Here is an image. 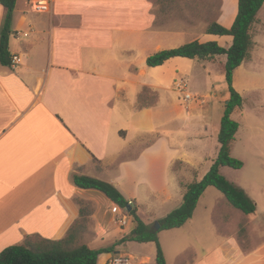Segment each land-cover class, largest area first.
Instances as JSON below:
<instances>
[{"label":"crops","instance_id":"1","mask_svg":"<svg viewBox=\"0 0 264 264\" xmlns=\"http://www.w3.org/2000/svg\"><path fill=\"white\" fill-rule=\"evenodd\" d=\"M238 3L54 0L51 11L37 13L29 0H17L9 47L12 56L18 55L21 61L17 67L0 62V252L32 238L65 237L80 217L77 199L91 202L100 211L93 212L95 224L90 225L89 232L93 229L94 233L83 243L96 249L109 247L131 231L132 226L128 230L119 226L109 210L101 211L115 202L95 194L98 190L78 187L73 181L75 173L112 182L137 203L139 215L147 224L163 217L158 215L156 203H172V208L182 204L188 185L201 179L214 159L208 158L210 165L201 175L198 163L189 156L188 143L183 152L182 145L161 129L165 124L155 127L153 116L161 106L160 98L156 105L138 106L143 88H164L163 81L149 76L151 67H163L172 58L159 66L139 68L132 56L138 52L136 44L141 35L146 48L154 45L151 50L157 52L180 46L171 43L187 34L192 36L189 42L216 40L229 47L232 35L208 33L207 27L217 22L230 28L238 14ZM6 12L0 3L1 38ZM250 33L253 45L233 76L236 87V72L245 66L249 74L243 75V89L236 87L244 102L233 111L241 118L235 119L240 126L231 146V154L244 165L231 167L226 177L247 192L257 210L246 214L220 196L216 203L219 210L214 205L202 213L201 205L207 206L206 193L216 194V187H208L193 217L183 226L169 229L175 237L193 231L198 241L192 246L203 248L210 241L208 251L191 260L182 258L187 246L177 247L173 253L177 264H264V4ZM225 56L193 60L206 69L216 64L223 69ZM229 96L228 89L223 100ZM193 120L188 117L186 123ZM203 123L199 128L208 131L209 122ZM214 130L204 133V139H218L219 132ZM154 131H158L156 138L141 147L142 139ZM206 146L203 143L196 152L201 164L205 163L201 159L207 161ZM177 160L183 163L175 169ZM186 167L198 175L184 176ZM225 167H221L223 174ZM143 213L150 218L146 220ZM243 219L247 222L242 231L246 245L236 234ZM132 242L136 241L101 253L98 264H116L117 256L128 253ZM151 243L155 244L150 241L143 245ZM130 252L139 263L146 259L155 264V247L153 256L145 252L139 257ZM164 252L167 264H171L166 248Z\"/></svg>","mask_w":264,"mask_h":264},{"label":"trees","instance_id":"2","mask_svg":"<svg viewBox=\"0 0 264 264\" xmlns=\"http://www.w3.org/2000/svg\"><path fill=\"white\" fill-rule=\"evenodd\" d=\"M6 8V16L1 29L0 62L3 65L12 64V54L9 47V37L12 29L13 14L17 0H0ZM264 0H239L238 14L233 25L228 28L217 22L207 27L208 33L218 35H232L233 42L229 47L222 46L218 41L201 42L193 40L180 46L160 50L147 58L148 66H159L173 57L210 58L216 55H226L227 60L223 65L230 96L225 102V111L221 118L218 134L220 144L218 154L208 172L199 180L190 183L184 194L182 204L159 219L160 229L155 230L154 224H147L138 214V209L130 205V200L110 181L75 173L74 183L83 189H94L102 192L111 201L127 210L132 216L131 231L122 236L115 244L104 248H92L83 243L86 233L92 224V203L77 199L80 205V217L70 227L67 235L61 239L40 238L33 242L28 240L24 244H13L0 252V264H98V257L104 252H113L115 245L126 241L140 243L153 241L157 245L155 264H167L164 249L161 245L159 232L183 226L195 212L199 199L208 187L220 190L229 203L241 209L246 214L256 212V202L247 192L229 180L222 172V166L241 168L244 162L231 154L232 142L239 129V122L232 118L235 109L243 106L244 98L233 85L234 71L249 55L253 45L250 33L251 26L256 19ZM130 209V210H129ZM244 231V227L241 228Z\"/></svg>","mask_w":264,"mask_h":264},{"label":"rangeland","instance_id":"3","mask_svg":"<svg viewBox=\"0 0 264 264\" xmlns=\"http://www.w3.org/2000/svg\"><path fill=\"white\" fill-rule=\"evenodd\" d=\"M146 36V34H145ZM192 36L190 34H187L186 36H182V40L179 42H173L172 45H181L186 42H189ZM143 36L140 37V43L136 44L138 46V52L133 54L132 61L135 63V65L139 68L141 67H148L147 64V55H152L157 52V50L153 51L151 50L152 47H155L154 45L150 46L149 48H146V44H144L142 41ZM226 58V56L224 57ZM129 60V59H128ZM127 67V63L125 62L123 64V69L125 70ZM150 68V67H149ZM151 72L149 73V76H153L156 79L163 81L164 88L162 89H153L151 87H145L140 92L139 97V103L138 106H145L149 104L156 105L160 98L161 106L159 109L155 110V117L153 116L155 127L156 125L165 124L166 126L162 127L161 129L165 131L171 138L172 141L178 142L182 145L181 150L184 152L186 149V146L184 144L188 143V150L189 156L196 160L198 163V170H200L201 175H203L206 168L210 165V162L208 160L217 156L218 153V146L219 142L218 139L211 140L208 138L205 140L204 133L210 134L214 129L216 132L220 131L221 126V118L225 111V101L223 100V97L226 93H228V86L225 78V72L224 68L222 69L218 64L216 65H210L208 69L203 68L200 62H194L193 59L186 58V57H175L170 59L165 63L163 67H151ZM245 66L240 68L235 75V84L237 88L243 89L244 82L243 77L249 76L248 73H245ZM240 71V72H239ZM244 75V76H243ZM259 77V76H258ZM258 79V78H257ZM264 79V78H262ZM178 82H182V87H178ZM235 87V85H234ZM235 87V88H236ZM183 91H189L193 93V95L198 97V100L196 101H190L187 102L184 99ZM202 113V116H198ZM240 113L238 111H235L232 114V118L234 119H240L241 116H239ZM188 117H193V123L191 122L186 123ZM202 119V121H200ZM208 121L209 127L208 131L205 130L204 127L199 128V123H203ZM214 130V132H215ZM217 132V133H218ZM203 135H200V134ZM158 135V131H154L153 133L145 136L140 146L143 147V145L150 143L153 141L156 136ZM188 138V139H187ZM205 138V139H204ZM201 139L202 141H200ZM204 143V146H206V150L208 152V155L206 156L207 161L202 160L201 164L198 162V159L200 156L196 152L199 151L200 146ZM239 149V148H238ZM199 157V158H198ZM200 160V159H199ZM181 163H183L181 160H177L175 162V169H178L181 167ZM186 167V171L183 174L186 177H196L198 175L197 171H191V168L188 169ZM231 167L227 166L223 169L224 175H229V170ZM232 170V169H231ZM208 172V171H207ZM215 190L216 194H212L211 191H208L205 195L204 202H207V206L204 207L201 205L200 211L202 213L207 212V210L211 207L216 205L219 202V198H226L224 197L223 193H221L218 189ZM98 192V193H96ZM95 194H99L100 196H103L104 194L100 191H95ZM222 196V197H220ZM162 199V198H161ZM133 206H135L138 209V205L135 201L132 203ZM93 207V205H91ZM173 204L167 205L165 203H156L155 208L158 213V215L165 217L168 213L173 211L175 208H172ZM111 205L105 206L104 210H101L105 212L108 211V214L113 215V213L110 211ZM216 209L219 210L217 207ZM94 213H99L97 206L93 207ZM139 214V211H138ZM142 216L147 220L150 218V214H142ZM113 217V216H111ZM201 216H199L200 218ZM130 221L132 220V216L129 215ZM92 225L95 224V219L92 217ZM129 221V223L122 227L125 230H128L132 223ZM196 219H194V222ZM150 224H155L154 221L151 220ZM247 227V222L243 219L239 228H237L236 234L239 236L241 242L243 245H246V241L244 237L242 236V230L240 227ZM221 227V225H220ZM93 228V227H92ZM169 230H162L159 233V236L161 237L160 242L161 245L164 248L167 249L169 260L171 264H177L176 258L173 255L175 252V249L177 247L187 246V250L184 251V254L182 258L186 259H196L201 257L203 254H206L208 251L207 247L210 245L209 243H206L203 248H196L192 246L198 241V237L193 231H190L188 235L185 234H178V237L170 235ZM93 234L94 231H90L88 234L86 233L84 236L83 241L87 240V237L89 235ZM222 235V234H221ZM40 238H32L30 241L36 242L39 241ZM222 240V237H221ZM152 245H143V243L140 242H132L129 245L130 251H133L137 256H142V253L149 252L153 256V247L157 250L156 243ZM124 249V248H123ZM128 253L119 254L117 256V260H115L116 264H149V262H146V259L141 260L142 262H138L139 260L134 258L132 253L126 249ZM154 262L155 258H154Z\"/></svg>","mask_w":264,"mask_h":264},{"label":"built area","instance_id":"4","mask_svg":"<svg viewBox=\"0 0 264 264\" xmlns=\"http://www.w3.org/2000/svg\"><path fill=\"white\" fill-rule=\"evenodd\" d=\"M53 1L54 0H29V4H30L31 9L34 12L45 13V12L51 11L52 5H53ZM24 34L28 35V32H25ZM20 61H21V58L18 55H13L12 56V64L11 65L13 67H17L18 64L20 63ZM182 85H183L182 82H178V84H177L178 87H182ZM183 96H184V99L187 102L198 100V97L196 98V96L193 95V93H191L189 91H183ZM129 203L132 204L133 201L130 200ZM110 211L114 215V221L119 226L124 227V226H126L129 223L130 218H129V214H128L127 210L122 208L117 203H112L111 204Z\"/></svg>","mask_w":264,"mask_h":264},{"label":"water","instance_id":"5","mask_svg":"<svg viewBox=\"0 0 264 264\" xmlns=\"http://www.w3.org/2000/svg\"><path fill=\"white\" fill-rule=\"evenodd\" d=\"M0 39H1V36H0ZM130 205H131V204H130ZM129 210H130V209H129ZM154 228H155V230H159V229H160V222H159V220H156V221H155Z\"/></svg>","mask_w":264,"mask_h":264}]
</instances>
